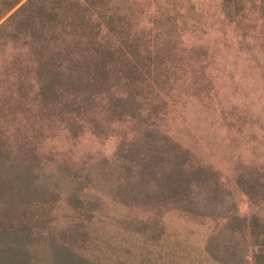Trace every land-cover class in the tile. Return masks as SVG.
<instances>
[{
  "label": "rangeland",
  "instance_id": "obj_1",
  "mask_svg": "<svg viewBox=\"0 0 264 264\" xmlns=\"http://www.w3.org/2000/svg\"><path fill=\"white\" fill-rule=\"evenodd\" d=\"M0 264H264V0H0Z\"/></svg>",
  "mask_w": 264,
  "mask_h": 264
}]
</instances>
